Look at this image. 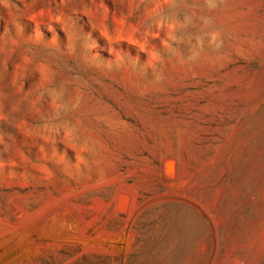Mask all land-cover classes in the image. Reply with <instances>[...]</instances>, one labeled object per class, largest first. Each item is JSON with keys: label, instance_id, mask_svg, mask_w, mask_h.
Returning a JSON list of instances; mask_svg holds the SVG:
<instances>
[{"label": "rangeland", "instance_id": "1", "mask_svg": "<svg viewBox=\"0 0 264 264\" xmlns=\"http://www.w3.org/2000/svg\"><path fill=\"white\" fill-rule=\"evenodd\" d=\"M0 264H264V0H0Z\"/></svg>", "mask_w": 264, "mask_h": 264}]
</instances>
